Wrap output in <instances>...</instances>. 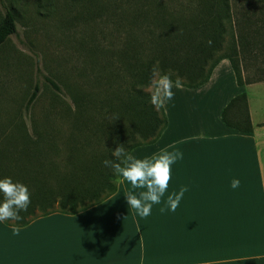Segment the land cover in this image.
I'll return each mask as SVG.
<instances>
[{"label": "trees", "instance_id": "obj_1", "mask_svg": "<svg viewBox=\"0 0 264 264\" xmlns=\"http://www.w3.org/2000/svg\"><path fill=\"white\" fill-rule=\"evenodd\" d=\"M79 1L81 9L76 17L82 24L94 23L86 20L87 16L117 15V23L126 29L125 46L116 55L88 42L87 52L94 62L92 79L74 87L65 85L75 115L61 98L60 85L43 75L56 91L50 103L55 111H48L41 123L29 114L40 92L36 81L24 117L0 123V178L22 182L31 192V205L21 213L24 219L18 222L19 227L54 212L76 214L117 191L112 170L102 162L115 159L111 151L119 144L129 150L151 144L167 127L164 109L158 112L145 91L154 69H172L185 79L184 87L197 88L228 59L238 85L264 81V0ZM15 22L14 13L6 8L0 20V45L16 32ZM134 23H140V34L131 27ZM108 53L113 60L107 63ZM103 56L106 64L100 66ZM116 62H122L121 67ZM246 62L256 66L252 78L242 74L241 66ZM83 71L78 70L79 77ZM105 107V112L101 111ZM24 118L30 119L31 130ZM57 118L70 122L68 132H63V125L54 128L49 122ZM222 120L231 128L252 132L246 93L229 101ZM106 138L111 142L105 149L90 147L92 140L101 144Z\"/></svg>", "mask_w": 264, "mask_h": 264}, {"label": "crops", "instance_id": "obj_2", "mask_svg": "<svg viewBox=\"0 0 264 264\" xmlns=\"http://www.w3.org/2000/svg\"><path fill=\"white\" fill-rule=\"evenodd\" d=\"M263 88L264 81L238 85L227 59L205 84L174 88L161 136L131 150L137 158L169 145L183 152L152 214L142 219L128 206L131 185L124 181L104 201L76 214L40 216L18 236L0 223V264H264ZM242 92L249 133L222 120ZM233 179L240 181L236 189ZM181 187L189 190L177 210L162 214L167 196Z\"/></svg>", "mask_w": 264, "mask_h": 264}, {"label": "rangeland", "instance_id": "obj_3", "mask_svg": "<svg viewBox=\"0 0 264 264\" xmlns=\"http://www.w3.org/2000/svg\"><path fill=\"white\" fill-rule=\"evenodd\" d=\"M6 8L15 15L16 32L0 45V123L16 116L24 117L25 104L36 81L39 82L40 92L29 114L37 119V123H41L48 111H55L51 109L50 103L56 91L44 80L43 75L60 85L63 89L60 96L75 115V105L65 85L68 83L74 87L92 79L90 76L94 62L93 56L87 52L88 42H94V46L99 45L104 50L110 49L116 55L125 46L126 29L117 23L119 18L117 15H101L98 19L87 16L86 20L94 23L92 26L82 24L76 17L81 9L79 0H0V20ZM133 26L140 34V23H134ZM106 59L107 63L113 60L109 53ZM117 59L116 56L114 61ZM99 63L100 66L106 64L104 56L99 58ZM121 63L116 62V66L121 67ZM81 69L85 74L79 77L78 70ZM241 70L244 77L252 78L256 66L246 62ZM145 91L149 92L148 87ZM259 98L264 104V88L257 96ZM105 110L106 107L101 111ZM91 111L97 113L93 109ZM24 119L27 129L31 130L30 119ZM49 122L55 125L54 128L63 125V132H68L72 127L70 122L59 118ZM110 142L107 138L101 144L92 140L90 147L105 149V145Z\"/></svg>", "mask_w": 264, "mask_h": 264}, {"label": "clouds", "instance_id": "obj_4", "mask_svg": "<svg viewBox=\"0 0 264 264\" xmlns=\"http://www.w3.org/2000/svg\"><path fill=\"white\" fill-rule=\"evenodd\" d=\"M184 86L185 79L172 69L166 72L154 69L148 85L150 103L159 112L174 99L173 89L183 90ZM111 156L115 159H105L102 162L104 167L112 170L117 183L126 181L131 185V191L125 195L127 204L136 215L144 219L152 214L154 205L162 203L172 180V165L183 159V152L175 145H169L150 157L137 158L131 150L119 144L111 151ZM239 186V179H233L231 187L236 189ZM188 190L187 187H181L178 192L169 194L159 211L162 214L175 212ZM0 195L3 197L0 200V223L11 222L13 235L18 236L21 231L18 222L24 219L21 213L27 212L31 205V192L22 182H14L10 177H5L0 178Z\"/></svg>", "mask_w": 264, "mask_h": 264}]
</instances>
